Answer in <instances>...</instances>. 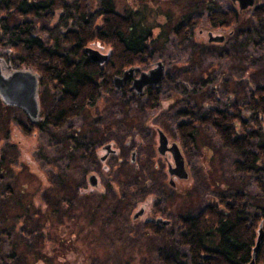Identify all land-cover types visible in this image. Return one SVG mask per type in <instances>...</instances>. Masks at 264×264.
<instances>
[{"label": "flooded vegetation", "instance_id": "1", "mask_svg": "<svg viewBox=\"0 0 264 264\" xmlns=\"http://www.w3.org/2000/svg\"><path fill=\"white\" fill-rule=\"evenodd\" d=\"M229 1L232 8L219 11H236L240 17L241 13L256 6L255 0L252 7L239 10L238 1ZM229 34L227 30V34L220 36L225 41ZM209 43L219 44L215 41ZM2 52L0 56L12 53L10 49ZM12 54L6 62L11 63L15 57ZM137 74L135 72L134 76ZM166 75L167 72L165 78ZM224 76L225 73L219 71L217 74L207 73L199 82L178 78L175 92L164 89L163 82L145 87L141 95L130 90V80L119 90L112 87L118 103L111 115L101 116L97 111L91 113L87 121L82 120L83 114L69 120L63 127L65 145L59 144L56 161H50L49 153L53 149L47 147L48 153L43 156L44 148L36 142L42 132L40 123L44 114L41 105V119L36 122L16 107L22 117L17 119L14 129H6V117L1 113L0 159L5 165L8 162L11 168L17 165V174L22 178L20 188L26 192L21 198L29 204L31 212V220L23 226L25 222L20 219L15 232L17 247L23 244L26 247H20L21 254L17 257H5L7 263H19L21 258V264H89V261L98 264L96 256L85 258L81 251L99 248L107 240L117 247L126 246V249L129 242L139 244L138 251L145 249V241H158L154 261L163 264V253L167 250L165 234H169L170 244L176 247L183 232L184 214L180 210H183V197L190 182L189 170H192L189 155L196 146V133L193 143L187 146L182 140L181 128H197L195 121L207 119L210 112L225 111L230 115L232 110L238 109L235 133L243 134L242 128L257 131L260 135L264 133L262 115L254 116L247 111L245 93L242 99L240 88L231 91ZM182 97H191V102L185 101L182 106L177 101ZM8 107L15 108L0 100L3 112ZM78 119L81 122L74 126L73 121ZM14 135L18 138L15 139ZM29 146L31 156L27 153ZM15 155L23 157V161L14 162ZM178 157L182 165L176 162ZM12 178L13 173L0 178L4 188L0 198H9L6 180ZM256 187L259 190L264 188L257 184ZM239 196L245 208V193ZM233 199L215 195L207 197L205 204L228 211ZM258 206L260 203L254 206L258 213L252 217L259 216ZM44 218L47 221L40 226ZM56 232L64 235L65 243H69L68 249L75 247L80 251H71L50 260L55 245L61 247L59 242L56 243ZM262 232L259 249L264 244L263 228ZM3 237L6 239L7 235ZM7 253L0 251V259ZM120 260L121 264H126L130 256ZM136 260L138 264L148 261L146 257Z\"/></svg>", "mask_w": 264, "mask_h": 264}, {"label": "trees", "instance_id": "2", "mask_svg": "<svg viewBox=\"0 0 264 264\" xmlns=\"http://www.w3.org/2000/svg\"><path fill=\"white\" fill-rule=\"evenodd\" d=\"M106 1L103 4L102 0L99 9L88 11L85 0H78L74 8L65 5L62 0H0V45L9 47L20 66L32 68L39 75L40 105L46 99L44 91L51 94L40 129L48 126L60 130L69 120L83 114L98 101L101 93L112 89L113 76L120 75L126 68L144 64L150 44L163 37L162 31L154 36L151 29L145 28L141 20L135 18V13L117 12L111 0ZM41 14L50 20L55 17V22L43 29L41 34H35L31 21L26 18ZM14 18L18 20L10 24L9 21ZM239 20L236 11L223 13L214 9L206 16L209 28L228 30V37L234 42L249 36L239 28L234 29ZM250 20L264 28V5L252 8ZM199 24V16L191 13L182 15L172 26L170 33L179 43L196 39ZM261 39L264 40V36ZM201 41L202 49L213 44L208 42V38H202ZM94 43L108 46L110 50L103 65L89 61L84 52L87 45ZM238 45L243 47L242 42ZM168 78L167 74L163 82ZM201 78L202 76L195 81L199 82ZM176 81L177 79L174 83ZM245 101L247 111L254 116L262 115L264 121V87L253 89ZM238 115V109L232 110L230 115L225 111H215L210 112L207 119L196 120L195 123H198V127L209 128L222 147L241 156V161L232 164L234 172L248 174L261 169L259 164L264 161V133L260 135L257 131H247L245 128L241 130L243 134L235 133L237 127L234 121ZM181 130L182 140L187 146L191 145L197 128L187 129L183 126ZM59 144L65 145L64 137ZM11 173L12 168L8 162L5 165L0 159V178ZM13 179V183L6 189L9 198H0V251L8 252L7 256L3 254L0 259L1 264H9L6 258L19 256L20 247H26L25 244L17 247L18 235L15 236V232L20 219L25 222L23 226L31 220L29 204L21 198L26 196L19 184L22 178L17 172H13ZM254 181L259 188L264 187L260 178H255ZM3 189V184H0V194ZM260 191L264 197V188ZM233 198L228 211H220L205 204L196 215L183 216L182 235L179 236L176 247L167 243L170 255L165 251L163 264H247L254 246L255 230L260 223L264 231V205L261 203L258 206L259 216L252 217L248 211L244 213L241 196L234 195ZM43 221H47V218L42 219L40 226H43ZM4 235H7L6 239ZM55 238L61 247L55 245L50 260L71 251H80L75 247L68 249L69 243H65L64 235L56 232ZM8 243L10 246H6ZM177 248H185L186 254ZM84 252L81 251L83 256ZM21 262L20 258L19 263L12 264ZM263 263L264 244L259 249L255 264Z\"/></svg>", "mask_w": 264, "mask_h": 264}, {"label": "rangeland", "instance_id": "3", "mask_svg": "<svg viewBox=\"0 0 264 264\" xmlns=\"http://www.w3.org/2000/svg\"><path fill=\"white\" fill-rule=\"evenodd\" d=\"M62 1L65 5L74 8L78 0ZM85 1L88 11L97 10L102 4V0ZM105 3H107L106 0H104L103 4ZM111 3L117 12L135 13V18L140 19L141 24L145 28L151 29L154 36L159 31L163 32L161 39L155 40L150 44L147 53L148 57L144 59V64L139 65V68L141 71H146L155 62L162 61L165 64L169 78L161 86L164 89L168 88V92H175L177 84L176 82L174 83L175 79L178 80V78H181L182 80L192 82L199 79L200 76L204 77L209 72L217 74L219 71L225 73L224 79L227 82V87L231 91H236L238 88L242 90V99L244 97L243 93H245V100H247L253 89L256 87H264V40L261 39L264 36V28H260L259 25L255 24L256 22H251L252 9L240 14L239 24L234 28H239L242 32L247 33V35L249 34V36L239 38L236 42L231 37H228L222 43H213L209 47L202 49L200 42H202V38L207 40L208 34L215 36L227 34V30L209 28L205 18L211 10L231 9L232 4L229 0H111ZM261 4L264 5V0H256L255 5ZM190 13L193 16L200 17V24L196 28L199 34L196 39L194 38L179 43L175 36L170 33V29L176 23L177 19H181L182 15H189ZM54 18L50 20V18L41 14L37 17L26 18V20L31 21L35 34H41L43 29L53 25L55 22ZM17 20L14 18L9 23L11 24ZM239 42H242L243 47L238 45ZM97 44L100 45V48ZM0 47V55L4 53L2 50H9L7 46L1 45ZM86 47L96 48L102 53H106L109 50L108 46L104 47L100 43L90 44ZM8 53L6 56H0V63L3 64L7 71L10 69L26 68L20 66L15 57L11 63L6 62L8 56L12 54L10 52ZM40 92L41 89H39ZM44 93L46 94V99L41 104L43 114L47 107H49L50 102V93L45 91ZM116 98L118 97L115 96L113 90L101 93L95 105H92L93 107L87 108L83 112L82 120H89L91 113L94 114L97 111L101 116H110L112 110L115 109L114 106L118 103V100L115 101ZM186 100L191 101V98L182 97L177 101L183 106ZM1 113H4L6 117L7 130L10 128L14 129L17 119L22 117L21 111L16 107H8L5 112L0 108V116ZM124 113L126 114V111ZM3 119L4 116L2 117ZM80 122L81 119L74 120L73 125L77 126ZM64 136L65 132L63 128L54 130L51 127L44 126L42 132L36 138L38 145L44 148L42 151L43 156L47 155L48 150L46 148L49 147L54 150L49 153L51 156L50 161H56L55 157H57V153L60 151L59 141ZM13 137L15 139L18 138L17 135ZM27 153L30 156L33 154L30 146ZM26 159L29 158L26 157ZM14 160V162L20 163L23 161V157L15 155ZM241 160V156L222 147L218 138L211 130L197 127L196 146L191 155H189V161L192 164V170H189V188L183 197V210H180L184 214L183 216L196 215L205 206V199L207 197L221 195L230 200L233 198L234 193L240 195L242 192L246 196L244 203L246 211L250 215H257L258 212L254 206L257 203L264 205V197L261 196L263 192L256 187L254 179L260 178L264 186V161L261 163L262 166L259 171L248 174L234 172L232 167L233 162ZM13 172H17V165L12 166ZM13 181L14 179L6 180V183L12 184ZM256 232L257 228L255 235ZM165 240H167V243H170L169 234L167 233L165 234ZM157 242L145 241V249L138 251L139 244L129 242L128 249H126V246L120 245L117 247L112 242L110 243L106 240L103 241V245L99 248L96 247L92 250L86 249L84 255L85 258H94L96 256L100 262H97L98 264H121L122 261H119V258L123 259L128 256H130V261L126 264H138L136 259H141V257L148 259L146 264H155L154 257L157 252L155 250L157 246L155 245L158 244ZM148 243L150 244L148 245ZM177 250L183 254L187 252L185 248H177ZM166 251V254L170 255V252L168 250ZM87 263L91 264L90 261Z\"/></svg>", "mask_w": 264, "mask_h": 264}, {"label": "water", "instance_id": "4", "mask_svg": "<svg viewBox=\"0 0 264 264\" xmlns=\"http://www.w3.org/2000/svg\"><path fill=\"white\" fill-rule=\"evenodd\" d=\"M235 1V0H232ZM239 10L250 8L255 0H236ZM222 36L210 35L208 41H222ZM100 48V45L97 44ZM84 52L89 61L103 65L110 54V50L102 53L93 47H85ZM138 72L136 76L134 73ZM165 64L157 61L151 68L141 71L138 66H132L122 71L120 75L113 76L111 79L112 87L119 90L130 80V90H134L138 95L147 86H158L165 78ZM0 100L8 106L22 109L32 122L40 120V101H39V75L30 68L10 69L7 71L0 63ZM176 162L182 165V160L176 158ZM263 238L262 224L258 226L254 246L251 251V258L247 264H255L259 252V245Z\"/></svg>", "mask_w": 264, "mask_h": 264}]
</instances>
